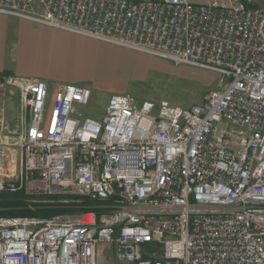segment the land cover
Returning a JSON list of instances; mask_svg holds the SVG:
<instances>
[{
  "label": "built area",
  "instance_id": "obj_1",
  "mask_svg": "<svg viewBox=\"0 0 264 264\" xmlns=\"http://www.w3.org/2000/svg\"><path fill=\"white\" fill-rule=\"evenodd\" d=\"M245 3L0 0L2 14L217 74L201 104L113 92L98 119L87 85L51 96L44 80L5 79L28 117L20 175L82 208L0 217V264H264V11Z\"/></svg>",
  "mask_w": 264,
  "mask_h": 264
},
{
  "label": "rangeland",
  "instance_id": "obj_2",
  "mask_svg": "<svg viewBox=\"0 0 264 264\" xmlns=\"http://www.w3.org/2000/svg\"><path fill=\"white\" fill-rule=\"evenodd\" d=\"M188 1L205 3L213 0ZM253 3L264 11V0H254ZM57 53L58 50L54 54ZM60 55L64 59L72 60L80 71L99 76L98 80L106 85V89L101 91L91 88L90 103L82 109L84 115L97 119L104 113L107 92L113 91L114 88L122 89L121 91L137 100H165L182 107L201 104L207 95L217 88V74L212 71L185 64L176 65L131 49H108L93 43L76 42L75 47L68 53L62 51ZM9 76L14 75H4L0 79V95L3 99L0 98V113H7V93L9 90L15 91L5 84V79ZM49 94L53 96L54 93ZM19 107L21 110L20 102ZM21 135H8L0 125V178H3L8 186L13 185L15 189L22 187L27 193L37 195L33 188L38 187L40 182L35 177L26 179L24 175H20L21 152L18 139Z\"/></svg>",
  "mask_w": 264,
  "mask_h": 264
},
{
  "label": "crops",
  "instance_id": "obj_3",
  "mask_svg": "<svg viewBox=\"0 0 264 264\" xmlns=\"http://www.w3.org/2000/svg\"><path fill=\"white\" fill-rule=\"evenodd\" d=\"M76 42L93 43L108 49H123L79 34L0 13V72L6 71L14 76L44 80L51 92L62 83L84 84L100 91L106 89V85L98 80L99 76L80 71L72 60L64 59L60 55L62 51L68 53L75 47ZM57 50L58 53L54 54ZM121 90L114 88L107 93L109 96L113 92H124ZM14 92L9 90L7 93L9 96L6 99V102L9 99L7 113H0V125L8 135L22 134L28 119L26 113L20 110L18 92L16 90Z\"/></svg>",
  "mask_w": 264,
  "mask_h": 264
},
{
  "label": "trees",
  "instance_id": "obj_4",
  "mask_svg": "<svg viewBox=\"0 0 264 264\" xmlns=\"http://www.w3.org/2000/svg\"><path fill=\"white\" fill-rule=\"evenodd\" d=\"M245 3V0H240ZM248 7L257 8L256 5L245 3ZM8 72H0V79ZM57 195L29 194L24 188L0 191V217L38 216L51 217L57 214L81 210L82 207L63 205Z\"/></svg>",
  "mask_w": 264,
  "mask_h": 264
}]
</instances>
